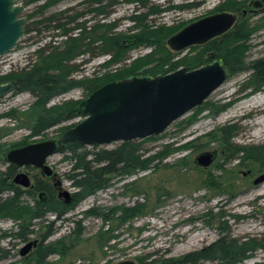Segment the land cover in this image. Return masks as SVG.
<instances>
[{"label": "rangeland", "instance_id": "obj_1", "mask_svg": "<svg viewBox=\"0 0 264 264\" xmlns=\"http://www.w3.org/2000/svg\"><path fill=\"white\" fill-rule=\"evenodd\" d=\"M226 1L148 2L150 5L155 3L167 8L166 11L154 14L157 24L180 30L192 21L221 11L218 7ZM247 1L248 5L241 8L242 17L240 11H231L237 15L236 21L246 20L254 27L249 40L246 64L241 70L230 74L208 97L211 102L217 104L229 103L227 107L219 113L204 107L193 124L181 127L177 123L178 120L191 117L194 113L192 110L173 122L163 133L156 135V138L146 141L144 147L153 152L168 142L174 143L173 147L190 139H195V143L175 149L151 168L138 169L132 174L112 175L106 188L80 201L73 200L65 214L71 217L70 220H56L53 223L54 214H49L44 220L32 219L26 209L34 206L39 196H24L21 208L6 214L0 213V264H118L126 259L142 264V260L152 258H178L199 250L226 234L227 231L222 230L226 223L230 226V234L233 236L256 237L264 241V181L254 182L258 175L264 173V166L249 159L243 161L242 154L226 160L222 154L221 140L217 136L207 135L224 124L235 122L238 129L232 141L245 145L264 143V87L253 90L250 84L253 62L264 55V12L254 5L249 7L251 0ZM79 2L80 0H64L45 14L69 5H77ZM170 3H187L188 6L182 9L168 8ZM136 5L135 2L121 3L113 17L126 16L137 8ZM32 9L34 4H26L22 14L26 15ZM29 21L27 17V23ZM129 24L130 21L123 19L121 30H125ZM54 31L56 30L43 31V41L50 40ZM35 35L34 30L25 33L15 48L0 56V72L6 73L12 68L23 67L37 59L35 50L38 43L34 39ZM150 50L147 46L133 48L126 62L107 67L101 66L108 58L107 54L81 55L75 60L81 65L74 76L81 78L103 73L107 69L115 70ZM188 51L186 49L179 55L189 53ZM151 65L148 64L144 68ZM138 74H143L142 69ZM84 97L86 95L83 89L76 87L54 97L49 104ZM34 99L27 91L12 92L0 99V177L9 166L4 156L9 149L38 140L58 138L61 127L76 123L84 117L76 116L47 129L43 134L28 136L31 132L30 125L33 123L31 104ZM12 108L27 113H20L21 115L15 118L1 116ZM117 143L107 145L114 146ZM203 151L216 152V157L209 166L196 163V157ZM63 157L62 151L56 152L48 158V163L56 175L54 182L62 181L60 190L68 189L70 193H74L76 188L64 177L70 163ZM20 171L27 172L32 183L35 176L44 177L42 171L36 167L23 166ZM138 204L143 206L144 212L132 217L127 216V208ZM91 210L96 213L90 212ZM219 217L224 222L218 224ZM72 219H80V225L72 222ZM23 223L31 229L26 239L12 234L20 231ZM50 230L51 233H48ZM35 239H43L46 246L53 248L54 253L44 261H39L32 248L21 253L22 247ZM203 264L212 263L207 261ZM238 264H264V248H258L251 257Z\"/></svg>", "mask_w": 264, "mask_h": 264}, {"label": "trees", "instance_id": "obj_2", "mask_svg": "<svg viewBox=\"0 0 264 264\" xmlns=\"http://www.w3.org/2000/svg\"><path fill=\"white\" fill-rule=\"evenodd\" d=\"M19 1L26 5L32 4L35 0ZM58 1L46 0L36 11L28 13V20L30 21L26 23L25 33L35 29H38V32L48 29L56 30L55 33H52V36L60 34L65 35L66 38L58 44L48 42L38 45L35 50L37 59L33 62L30 61L23 67L12 68L8 72L0 74V83L9 80L16 81L18 87L13 93L27 91L35 98L31 104L33 123L30 125L31 132L28 136L43 134L47 129L66 120L73 119L76 116H84L80 112V102L85 97L70 99L63 103L49 104L54 97L76 87L82 88L85 95L88 96L106 82L128 78L140 73L141 69L145 75H157L173 71L181 66L194 68L204 65L212 60V53L216 55V58L221 59L229 70V75L233 74L241 70L246 64L247 51L250 47L249 40L254 32V27L249 25L246 20L238 21V19L226 32L203 44L190 46L187 48L189 53L180 56L179 54L182 51L172 49L167 42L168 37L179 28H173L165 24L153 26L149 22V15L158 13L161 8L156 4L150 6L148 0H140L145 4L144 6L148 7V11L144 15H132L130 17L139 20V29L133 33L112 32L110 25L101 22L93 25L92 29L89 30L86 24L87 20L85 22L79 20V12L65 14L70 10L69 8L61 10L59 16L56 13L45 14L50 6ZM110 1L112 4L121 2V0ZM247 2V0H227L218 8L219 10L233 12L240 11L242 17L241 8L247 6ZM251 5L252 2L249 3V7ZM179 7L182 8L183 5ZM96 9L103 11L105 5H100L97 8L93 7L91 10ZM243 13H245L244 10ZM72 23L74 25H70ZM76 31L77 33L74 34L73 32ZM88 38H90L89 41H99L98 46L90 48L89 43L87 44ZM53 40L54 38L51 41ZM141 46L150 47L151 50L137 57L131 63H125V60L129 58L130 51ZM85 54L91 56L107 54L108 58L101 63L102 67L118 64L122 61H125V64L115 70L107 69L100 74L77 78L74 74L79 70L81 64L75 62V60ZM148 64L152 65L144 68ZM250 84H252L253 90L264 87V55L256 58L253 62ZM228 104H217L207 99L193 109L194 113L191 117L178 120L177 123L183 128L187 127L194 123L195 118L204 107H208L212 112L219 113ZM20 113L26 114L27 111L21 112L16 108H12L2 113L1 116L15 118L21 115ZM74 124L61 127V133ZM237 129V123H228L214 132L207 133V135L217 136L221 140L223 144L222 154H224L226 160L236 158L239 154H242L243 161L249 159L264 166V143L245 145L232 141ZM154 138L156 137L149 136L144 139L119 141L114 146L107 144L86 145L80 141L68 142L61 151L64 153L63 159L70 163V167L64 172V177L76 188L74 200L80 201L84 197L106 188L112 175L132 174L138 169L151 168L158 165V162L175 149L188 147L195 143V139H190L173 147L174 143L168 142L162 148L159 147L158 150L150 152L149 149L144 147V143ZM15 171L16 166L10 164L3 176L0 177V194L2 196L0 213L6 214L21 208L22 198L26 195L37 198L36 194L39 196L42 193L43 196H48V200L39 199V196L34 206L26 209L32 219L44 220L49 214L55 215V219L52 220L53 223L56 220L63 222L71 219V217L65 215L70 205L68 206L56 199L55 190L50 182L35 176L34 185L25 188L13 181ZM90 212L96 213L93 210ZM142 212H144V209L141 204L131 206L125 211L129 217ZM71 221L76 222L78 225L81 222L80 219H72ZM217 222L219 224L224 221H221V217H219ZM222 230L227 231V233L219 236L203 248L189 252L183 257H168L161 260L152 258L142 260V264H203L207 261L212 264H238L251 257L258 248H264V241L256 237L231 235V229L227 223L222 227ZM29 233H31V229L28 228L26 223H23L20 231L12 234H17L26 239ZM48 233H51V230ZM51 252H53L52 247L44 249L41 256L39 255L40 259L44 261Z\"/></svg>", "mask_w": 264, "mask_h": 264}, {"label": "water", "instance_id": "obj_3", "mask_svg": "<svg viewBox=\"0 0 264 264\" xmlns=\"http://www.w3.org/2000/svg\"><path fill=\"white\" fill-rule=\"evenodd\" d=\"M24 9L25 4L19 0H0V56L15 48L25 34L27 16L22 14ZM236 16L229 10L208 14L173 33L167 42L177 51L203 44L231 28ZM211 59L194 68L181 66L163 74H134L106 82L81 100L80 112L84 117L65 129L58 138L11 148L5 153V159L18 168L32 165L40 168L44 175L51 176L54 170L48 158L70 141L105 145L159 135L201 105L229 77V70L221 59L214 53ZM17 87L15 80L0 83V99ZM215 157V151H203L196 157V163L209 166ZM13 181L24 187L32 186L30 175L24 171L16 172ZM262 181L264 173L254 180L255 183ZM59 195L66 196L67 201L72 197L68 189H61ZM32 244L33 241L27 242L21 253L27 252ZM118 264L138 263L126 259Z\"/></svg>", "mask_w": 264, "mask_h": 264}, {"label": "flooded vegetation", "instance_id": "obj_4", "mask_svg": "<svg viewBox=\"0 0 264 264\" xmlns=\"http://www.w3.org/2000/svg\"><path fill=\"white\" fill-rule=\"evenodd\" d=\"M45 1L46 0H35V1H33L32 4H34V9L30 10L29 11V14L32 13V12H34V11H36V9L41 4H43ZM62 1H64V0H59L58 2H56L55 4H53V6H50V8L58 6L59 3L62 2ZM148 1H150V3H152V0H148ZM123 2H128V3L129 2H135L137 4L136 5L137 8L134 9V11H132L131 13L127 14L126 16L123 15V16H119V17H113V14L116 12V9H117L118 5H120ZM251 2H252V5H254L255 7H257V9L259 11H263L264 12V0H252ZM150 3H149V5H150ZM153 4H155V3H153ZM153 4H151V5H153ZM100 5H105V9L103 11H99L97 9L96 10H91L93 7L97 8ZM144 5L145 4H143L140 0H121L120 3H113V4L111 3L110 0H101V1L100 0H80V2L77 5H69L68 7L67 6L64 7V9H60V10H57V11H51L48 15H51L53 13H56L59 16V15H61L60 14V11L61 10H65V9H68L69 8L70 10H68L65 14L68 15V14H75V13L79 12L80 13L79 20L81 22H85V20H87L86 21V24L88 25V29L89 30L92 29V26L93 25L97 24L98 22H101V23L110 25L111 26V29H112V32H128V33H133V32H135V31H137L139 29V20L137 21V20L131 19L130 17L132 15H137V16L144 15L148 11V7H146ZM180 5H183L182 8H185L186 6H188L187 3L186 4L170 3V5L168 6V8L182 9V8L179 7ZM157 6L159 8H161L160 12L163 11V10L166 11V9H167L165 6H160V5H157ZM144 7H146L147 9H143ZM154 14H157V13H153V14L149 15V18H150V21L149 22L151 24H153V26L164 25V24H157L156 23V19L154 17ZM26 15L28 17V14H26ZM123 19H127L128 21L131 22V24H129L128 27L125 28V30H121V28H120ZM70 25H74V23H72ZM34 31L36 32V35L34 36V39L37 40V41L36 40L35 41L38 43V45H43V44H46L48 42H52L53 44H58L63 39L66 38L65 35H60L59 34V35L52 36V34H51L50 35V37H51L50 40L45 39V42H44L43 41V36H42L43 31L42 32H38V29H35ZM45 31H51V30L45 29ZM53 33H55V31ZM73 33L75 34V33H77V31L76 32H73ZM53 38H54V40L51 41ZM89 39L90 38H88V40H87V44L89 43L88 46L90 48H95V47L98 46L99 41H92V40L89 41ZM126 42L130 43L129 41H126ZM3 155H4V153H2V156ZM3 160H4V158H3ZM10 164L11 163H9V165ZM26 167H35V166L27 165ZM36 168H38V167H36ZM18 171H20V168H18L16 166L15 173L18 172ZM15 173H14V175H15ZM14 175H13V177H14ZM43 176L44 177H39V178L51 183L53 189L55 190V192H57V195H55L56 196V199L62 201L63 203H65L68 206L69 205L71 206V203L73 202L74 197H75V192L74 193L71 192V196L72 197L70 198V201H67L66 200V196H64V195L63 196H60L59 195L60 188H61V184L58 183L59 181H55L54 182V179H55V176H56L55 173H53L51 176L44 175V174H43ZM34 182H35V180H33L32 186L34 185ZM0 196H1V194H0ZM39 196H40L39 199L43 198L45 200H48V196H43V194L41 195V193H40ZM36 200H35V203H36ZM31 241H33V244H32V247H31L32 248V252H34L39 257V259H40V256L43 253L44 249L48 248V246H46L44 244L45 241L43 239H37V240L35 239V240H31ZM53 253L54 252L49 253L47 255V257L49 255L53 254Z\"/></svg>", "mask_w": 264, "mask_h": 264}, {"label": "built area", "instance_id": "obj_5", "mask_svg": "<svg viewBox=\"0 0 264 264\" xmlns=\"http://www.w3.org/2000/svg\"><path fill=\"white\" fill-rule=\"evenodd\" d=\"M1 64H2V63H1ZM1 64H0V65H1ZM0 73H2V72H0Z\"/></svg>", "mask_w": 264, "mask_h": 264}]
</instances>
